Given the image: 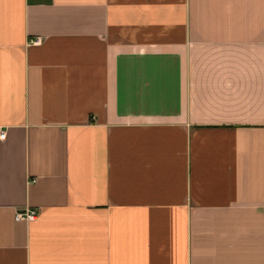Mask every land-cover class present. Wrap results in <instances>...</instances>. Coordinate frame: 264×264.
Here are the masks:
<instances>
[{
  "label": "crops",
  "instance_id": "obj_1",
  "mask_svg": "<svg viewBox=\"0 0 264 264\" xmlns=\"http://www.w3.org/2000/svg\"><path fill=\"white\" fill-rule=\"evenodd\" d=\"M0 130V264H264V0H0Z\"/></svg>",
  "mask_w": 264,
  "mask_h": 264
},
{
  "label": "built area",
  "instance_id": "obj_2",
  "mask_svg": "<svg viewBox=\"0 0 264 264\" xmlns=\"http://www.w3.org/2000/svg\"><path fill=\"white\" fill-rule=\"evenodd\" d=\"M41 41L40 35H34L32 37H29L27 40V43L30 44H38ZM4 136V131L0 130V137ZM35 178H30L28 181H34ZM37 214V208L36 207H30V206H22L19 208H16L13 213V217L16 220H30L33 219Z\"/></svg>",
  "mask_w": 264,
  "mask_h": 264
}]
</instances>
